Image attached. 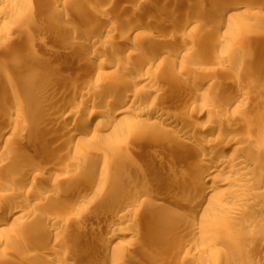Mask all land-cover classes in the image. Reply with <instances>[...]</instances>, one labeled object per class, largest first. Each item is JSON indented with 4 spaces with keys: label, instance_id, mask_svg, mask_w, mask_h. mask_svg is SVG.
I'll use <instances>...</instances> for the list:
<instances>
[{
    "label": "bare ground",
    "instance_id": "obj_1",
    "mask_svg": "<svg viewBox=\"0 0 264 264\" xmlns=\"http://www.w3.org/2000/svg\"><path fill=\"white\" fill-rule=\"evenodd\" d=\"M83 1L84 0H63V2H54L52 0L51 3L49 2L51 5L54 4L53 6L57 9L53 13L54 21H51L53 23L52 32L55 33V30H59L64 33V36L61 35L64 37V41L62 39L60 41L63 42L62 45H64L62 56L67 62H69L67 67H65V70H62L60 65L51 67L52 60L51 58L46 57L45 54L36 59L34 63H39V66H35V68L30 67L28 60H24L21 64L17 63L16 65H19L18 67H14L12 65L13 63L9 64L0 60V146L3 147V150L0 151V165L12 163L14 160L17 162L19 161V164L21 163L20 170H17L18 172L13 176L8 175L9 173L7 174L6 167L0 173V192H7L8 194L5 196L2 195L3 198L0 199V214L5 215L3 219L0 218V228H2L4 222H7L10 223L14 229V233L9 236V238H2L0 240V260L4 259V264H53L52 262H54L57 257H61V264H142L136 254L139 248L137 246L138 241L136 242L134 241L135 239H133L126 244L116 242L118 231L136 225L135 228L142 229L141 232H143V230H149L150 232L148 238H145L144 241L142 240L144 242L143 245H145L147 249L151 248V250L157 247V249H160V254L164 253L162 257L156 260L157 262L171 264L172 262L177 261V264H195L198 259H203V253L206 254L210 247H217L221 242L227 241V234L233 228L231 225H234V221L240 219V216H242L241 213L243 208L241 204L244 199L250 197L259 199L261 202L258 207H262L263 209L264 111L263 114L260 113L262 110L257 114L256 126L248 123V116L245 120V125H240L239 122L241 121L238 120L240 119L238 114L242 111L243 106L246 105V92L248 89L244 90L242 86H238L239 84L236 85L233 89V94H236V98H232L230 94V96L227 94H219V90H214V79L207 76L204 70L196 71L193 76H190L189 68H180L176 65V62L167 66V69L169 70L166 76L167 83L176 82V88L179 87L181 89L187 87L188 90L201 91L199 95L194 94L195 97H190L187 91V95H181L180 98L182 102L187 98V105H185L191 113H199L197 116L199 119L202 118V116L206 117L207 125H193L191 118L185 113L172 115L168 109H158L157 107L165 100H162L161 93L152 95V90L148 89L155 85L152 77H148L149 75H142L136 80H128L127 86L130 88L128 91H119L116 83L111 81V83H108V86H106V88L108 87L107 95H100L99 85L101 86V82H93L95 78L92 79L94 77L92 75L95 74L94 72L103 69H120V67L122 69V65L120 66V64H122L120 60L123 54H127L125 55L127 62L122 61L125 66H131V61H134L135 58L138 57L139 63L148 68H153L156 64L160 65V62H158L159 59L157 57H146L145 59L140 58L139 55L146 51H151V53L159 51V53H162L165 48L173 47L171 52L176 56V59L185 60L190 57L192 58L195 55L192 56V53H189L188 50L196 48L194 40L205 42L206 45L214 48L221 45L223 41L228 40L229 34L231 35L232 32H234L235 35L237 34L238 37L242 36L249 28L247 22H245L243 18L251 15L256 17V14H251L249 13V10L246 9L248 0H245L246 2L244 0H237L234 3L231 2L232 5L229 4L228 7L226 6L228 0H195L194 10H190V12L187 13L186 9L183 11L186 13L187 19H185L184 22L181 23L182 25H180L185 26L186 29L193 21L205 17L206 15L203 16V8L206 9L205 7H208V10L212 12L211 14L208 13L209 15L207 14V17L210 16L213 18L214 16V19L208 24V27L202 32H199V34L194 31L191 37L190 34H186L187 32L183 34L184 31L180 34L182 32L180 28V33H178V29L174 31H178L177 33L180 34L179 36H177L178 34L176 33L177 35L174 34L176 36L174 38L172 35L173 32L171 31L172 29L170 30V36H164L162 35V26L160 27L161 21L157 19L156 22L159 21L158 26L156 25L157 23H151L150 27L154 24L156 25L154 29L149 28L147 33H141V35L137 36L139 39L141 37L140 42L132 41L131 39L133 34L137 35L136 33L141 30L134 27L135 29L132 30V33L129 32L126 36L121 31L118 34V38L113 39L111 46H108L110 45L109 43L107 44L103 42V40L101 41L98 37V39L95 40L96 38H93L95 36L92 37L94 34H90L91 32L93 33V31L96 32V30H89V28H93L87 24V19L84 18L85 13L81 12L83 10L82 7L80 9L81 14L76 12L81 18L79 21H77L78 19H72L68 13L64 12V10L66 11V9L70 8L74 3L81 2L82 5ZM113 1L111 3L115 2ZM169 1L172 2L171 4L178 3L180 6H182L181 2H184V0H164V4H166V2L170 3ZM104 2L105 1L102 0V4ZM27 3L28 0H0V8H4L6 13L5 11L3 13L8 15L20 10L22 5ZM95 3L96 5H99L97 4L98 2ZM107 4H109V2ZM49 6L50 5H48V7ZM112 6L108 7L111 10L110 12H112ZM117 6L116 9L118 8ZM129 6L125 5V9L128 7L129 10H131ZM60 7L64 8V10L60 9ZM95 7L98 8V6ZM140 7H142L141 10L149 11L147 10L149 9V4L147 2L140 4ZM140 7L138 9H140ZM92 8L89 7V11L92 10ZM108 8L106 7L103 11ZM121 8H123V6ZM121 8L120 10H122ZM134 8L135 7H133L134 13L139 12ZM198 8H201L203 11L201 10V12ZM94 9L93 12H96V9ZM77 10L79 11V7ZM99 11L101 12V9ZM107 11L109 12V10ZM32 12L33 11L31 10L25 9V13L18 16V24L15 26L13 24V26H11L9 31L18 34V37L10 40L9 45L13 43L15 44V42L22 39L24 34H26L27 28L31 27L29 28L30 30L32 29V26L37 25L34 20L27 21V19H30L29 17H33ZM128 12L130 13V11ZM89 13L92 12L90 11ZM129 13L126 15L128 16V19H130L129 16L131 17V14H133ZM104 14H106V16L104 15L102 18H99V21H104L107 24L106 31L108 33H115L118 29L115 28L117 25H114L112 21L106 19L107 17L109 18V13L106 12ZM139 14L137 13V15ZM175 14H173V17ZM98 16L99 14H97L95 18ZM170 17L171 14L169 18ZM95 18L93 19L94 21L96 20ZM112 18H114V16H112ZM175 18L176 17L172 20H175ZM90 20L91 19H89V21ZM109 21L112 23L110 26H108ZM164 22L162 24H164ZM96 23L99 24V22ZM105 23H102V25H105ZM169 23L171 24V22ZM98 24H95V27ZM41 26H43V24ZM50 26L52 27V25ZM99 27L101 26L99 25ZM44 28L48 29L47 27ZM97 28L98 27H96V29ZM100 29H102V27ZM37 31H39V28ZM97 31H99V28ZM101 31L103 30H100V32ZM96 33L98 34V32ZM217 33L219 34L218 36H216ZM57 39L59 41V38ZM191 39H193V41H191ZM148 44L150 46L152 44L154 47H150ZM56 45L57 44H55V46ZM179 45L181 47H179ZM32 47H34V45H32ZM74 49H78L79 51L76 53ZM90 49L94 51L101 49L102 52L94 53L92 51V53L90 52ZM119 49L120 51L118 53ZM71 50L78 54L75 58L73 57L74 59L70 57ZM116 50L120 57L117 59L118 63L110 64L111 57H113V54H116ZM33 52V49H29L25 55L35 57ZM35 53L37 54L36 50ZM83 54L87 57V60L82 66L78 64V61L80 60V55L82 56ZM46 55H49V51ZM18 57L19 56H17V60ZM23 58H25V56H23ZM63 58L61 60H64ZM223 58L224 57L221 56L220 60ZM55 60L53 62H55ZM138 60L136 61L138 62ZM243 61H238L237 66L235 63L236 68L244 69L247 66V63ZM60 62L58 64H60ZM223 63L225 64L228 62L223 59ZM64 65L62 67H64ZM46 66L50 67L49 70L47 69L48 71H45L46 68L44 67ZM130 66L127 68L123 67L120 71L127 75L133 71ZM56 69L64 71V76L60 72L64 79H60L59 74H57L59 77H50L49 73L51 71L54 72ZM118 74H116L115 77L121 79ZM29 77L31 78L30 80H25ZM23 79V82H17L18 80ZM114 79L117 82V79ZM139 83L141 86L143 85V91L135 90L134 87ZM104 84H107L106 81ZM19 87L22 88L24 96L20 97L19 95L18 98L19 92L17 88ZM84 88H87L88 91L86 90L87 92H83L82 89L84 90ZM7 89L10 90V92ZM180 89L179 91H177L178 89L176 90L179 94H181L180 91L182 92L183 90ZM5 90L8 91V94H4L6 92ZM100 90H102V88ZM248 93V95H250V91H248ZM113 94H117L116 99H114L116 100L115 102L110 99ZM76 99L77 103L74 102ZM108 99H110L111 102H114V104L107 102L109 101ZM104 100H107V103ZM235 103L234 111L238 116L235 113L231 114L229 111L228 114H231V116L227 117V112H223L225 107L223 109L222 107L225 104L231 105ZM151 108H156V112L146 110ZM226 109L224 111H226ZM145 111H147V117L149 118L141 122V129L148 131V133L154 137L148 142V147L154 146L155 142L159 140L174 144L177 149L176 151L179 152L178 158L181 163L183 161L181 158L182 151H187L186 153L189 154V151H192L197 147L196 145H201L203 147V151L198 153L195 159L186 162L187 167H192L190 168L192 170L189 174H183L184 176L181 177L179 184L164 179L153 181L152 178H155V176L146 172H140L139 177L137 178V183H139L138 179L143 181L151 180L155 183V186L152 187V185L151 188H147L148 190H146V192H140L133 187L131 189H128V187L126 188V185L128 186L131 181V175L127 174L128 171L124 166H118L113 164V162L111 163L108 160H103L102 162H98V167L100 169L99 176H95L85 171L87 165H92L95 162V159L83 163L74 159L69 163L67 161L68 164H64L65 166L62 167V170L66 171V173L72 170H78L80 173L78 178H73L74 180L69 183L63 182L65 184L60 183V181L58 184L57 181L58 185L55 184L54 186L52 185L55 182L52 184L51 180L52 185L50 184L48 187L52 186V188L47 187V189H50L48 191L49 195L43 196L42 199L32 206L33 208L28 209L24 207L23 204L25 200L32 194L36 195L35 190L39 180L40 182L47 181L53 175V172H49V174L46 173L47 176L43 175L46 166L43 165L44 163L41 164L42 169L39 168V170H37L38 167L33 165L30 159V161H28L27 157L29 156L26 157L28 152L33 150L38 153L42 152L43 155V152L46 151L48 154L50 153L49 156H51V150L48 149V147L51 148L52 146L50 144L51 141L55 143L57 141V143L60 142V144L61 142L65 143V141H68V145L72 141H79L81 137L90 134L88 128L95 124L99 117L104 116L110 117V121L106 126L99 129L101 133L99 136L97 134L93 135V139L100 141V139L111 137L114 146H124L127 144L126 141L129 137L135 135L139 131L137 128H133L127 123L128 118L126 115L131 113L137 116L143 114ZM85 116L88 117L86 124L84 125L85 127L81 129L79 128L78 133H76L77 131H73V133L68 137L66 136L64 140L61 139L62 137L57 139V135L60 133H57V131L64 128V125L68 124L70 120L75 122L79 117L81 118ZM57 117H62L63 120L59 121ZM19 121L22 122H20L21 124L19 123L18 129L23 134L24 139L23 137H21L22 139H17L13 135L10 136L11 131L16 129ZM253 123L255 124V121ZM232 126L240 127L242 130L247 129L246 136H244L245 134L241 135L243 131L239 134L236 133V131L232 134L226 133V131ZM252 126L259 127L257 128L258 134H254V136L256 135L255 137L252 136L253 134L251 135L250 130H252ZM217 129L226 130L222 139L210 138ZM16 131L14 130V132ZM255 133H257V131ZM12 147H15L16 149L18 148L19 150H11ZM67 154L68 153L63 152L59 157L66 159L68 157ZM38 155L39 154H37V156ZM47 157L48 155L44 160H47ZM41 161L42 160L39 162ZM45 163L48 162L45 161ZM3 167L1 169H3ZM165 167L171 172L172 165L170 162L165 163ZM40 170L43 171L42 173L39 172V175L36 171ZM116 172L124 177L123 182H120V185H118L119 182H117L112 175ZM174 173H176V171ZM174 177H176L175 174ZM221 177L224 178L223 181H219ZM87 182H89L91 187L96 190H108V193L104 197L102 208L97 214L92 213L91 206L87 202V204H84L83 206V209L86 212V217L78 218V213H73L71 206L75 205L73 201L80 204L84 203L85 197L80 191V186ZM46 183L48 184V182ZM215 184L218 186L231 185L233 188L229 190L231 191L230 194L223 196L220 190L215 187ZM114 185H116V190L111 191L110 188H113ZM169 191H174L173 193L170 192L171 196L167 195L169 194ZM161 201L168 202L174 209L172 216L167 215L166 209L168 208H166V204ZM231 205L233 206L232 210L228 209L229 212L226 211V208H229ZM255 208H257V206ZM19 213L27 215V221L29 222L28 225L20 221V216H16ZM147 216H149L150 220L147 219V221H144V217ZM199 219H202L201 223H198ZM1 232H3L2 229H0V233ZM194 237L202 238L201 246H197L193 243ZM174 249H178L176 253L174 252L175 254L172 252ZM94 254L103 256L94 257ZM110 254L112 255V259L107 261V257ZM9 256L13 257L11 258ZM16 257L19 259L18 261L14 260ZM210 261L212 260L210 259ZM213 261L214 264H216L214 258Z\"/></svg>",
    "mask_w": 264,
    "mask_h": 264
},
{
    "label": "rangeland",
    "instance_id": "obj_2",
    "mask_svg": "<svg viewBox=\"0 0 264 264\" xmlns=\"http://www.w3.org/2000/svg\"><path fill=\"white\" fill-rule=\"evenodd\" d=\"M51 1L50 0H30V2H29V0H28V3L23 4L22 7L20 8V10H17L16 12H13L12 14L10 13L8 15H5L6 10L4 8H2V9L0 8V12H1L0 13V55H1L0 60L1 61H3V62L5 61L9 64L13 63L12 65L14 67L15 66L18 67L19 65H16L17 63L21 64L22 62H24V60H28L30 67L35 68V66L36 67L39 66V63H37L38 65L34 63L36 61V59L39 56H44L43 54H45L46 57L51 58V60H52L51 67H55L57 65L58 66L60 65L61 69L65 70V67H67V64H69V62H67L62 56L64 45H62L63 42H61L60 40L62 39L64 41V39H63L64 33L59 31V30H55V33L52 32L53 23L51 21H54L53 13L57 9H56V7L53 6L54 4H52V5L50 4ZM53 1L54 2H58V1L63 2V0H53ZM99 1L100 0H98V1L97 0L96 1L95 0H93V1L84 0L82 5H81V2L80 3L77 2L79 6L77 5V3L76 4L74 3L72 5L73 6L76 5V6L73 7L71 5V7L67 8L66 11L62 7H60V9L64 10L65 13H68V15H70V17L72 19L73 18L76 20L78 19L77 21H79V20H81V18L76 12L81 14L80 9L82 7V9L84 11L82 10L81 12L85 13L84 14L85 17L84 16L83 17L85 19H87L86 20L87 24L93 28V29L89 28V30L93 31L95 29L96 32H98V34H97L96 32L93 31V33L91 32L90 34H94V35H92V37L95 36V37H93V38H96L95 40H97L99 38V39H101V41L103 40V42H105L107 44L109 43L110 45H108V46H111V42L113 39L118 38V36H119L118 34L121 31L126 36L129 32L132 33V30L135 28H138L141 30L136 33L137 35L133 34L131 39H132V41L134 40V41L140 42L141 37L139 39V38H137V36L141 35V33L142 34L147 33L149 28L154 29L156 27V25L158 26L159 21H161L160 27L162 26L161 29L163 30L162 35L170 36V34H171L170 30L172 29L171 31L173 32L172 35L174 36V38L176 37L175 35H177L178 33L181 32V30H182V32L180 34H182L184 31L183 34H185L187 32L186 34H188V35L190 34V37H191L193 31L196 32L197 34H199V32H202L206 27H208V24L210 22H212V20L214 19V16H213V18L210 16L207 17V14L208 13L211 14V12H212V11L208 10L209 9L208 7H205L206 9L203 8L204 11L201 8H198L200 11L201 10L203 11V13H204L203 16L204 15H206V16L205 17L202 16L203 18L196 20V21H193L190 24L191 27L188 26L185 29V26H181L182 25L181 23L184 22L185 19H187L186 13L190 12V10H194L195 0H184V2H181L182 6H180V4H178V3L177 4L176 3L171 4L172 2H170V1H169L170 3L166 2V4H164L165 3L164 0H162V1L160 0V2H159V0H143V1H141V0L140 1L139 0H127V2H126V0H124L126 3L123 0H121V1L114 0L115 2L112 0L114 3H111L112 2L111 0H108V1L103 0V1H105L104 2L105 4L104 3L102 4V0L100 2ZM235 1H237V0H228V2H227L228 4H226V6L228 7L229 4L232 5L231 2L234 3ZM256 1L257 0H253V1L248 0V2H247L248 5H246V9L249 10V13L256 14V17H253L254 15L253 16L251 15L249 17L245 16L243 18V20L245 22H247L249 28L242 36L238 37L237 34L235 35V33L232 32L231 35L229 34L228 40L223 41L221 43V45H218L214 48L209 47L208 45H206L205 42H202V41L198 42V40L196 39L197 41L194 40L196 48H194L192 50H190V49L188 50L189 53H192V56L193 55L196 56V57L193 56L194 58L190 57L189 59L187 58L185 60L176 59V56H174L173 53L171 52L173 47L165 48L162 53H159V51L158 52L156 51L155 53H151V51H146L144 53H141L139 55V57L144 58V59L146 57L147 58H156L157 57L159 59L158 62H160V65L156 64V66H154L153 68H151V67L148 68V67L141 65V63H139V60H138L139 58L136 57L134 61H131V66L129 65L133 69V71L126 75V74L122 73V71H120L123 69V67L124 68L129 67V66H125L123 63V62H127L125 59L126 58L125 55H127V54H123L121 56L123 59L121 58V60H120L122 63V64H120V66L122 65V69H121V67H120V69L119 68H112V69L108 68V69H103V70L98 71V72H94L95 74L92 75V76H94L92 79L95 78L93 80V82H95V81L101 82V86L99 85L100 95H104V94L108 93L107 92L108 87L106 88V86H108V83H111V81L116 83V85L118 86V87L117 86L116 87L119 88L118 89L119 91H124V90L128 91V89H130L127 86L128 80L129 81L136 80V79L140 78L142 75H147V76L149 75L148 77H152L155 85L153 84L154 88L151 87L152 89L151 88H148V89L152 90V92H153L152 95H155L157 93H161L162 100H165L162 102V104L160 106L157 107L158 109L159 108L168 109L172 115L185 113L189 116V118H191L193 125L194 124L207 125V118L202 116V118L199 119L197 117L199 113L198 114L191 113V111L186 106L187 105L186 104L187 98H186V100H183V102L181 101V98H180L181 95H184V94L187 95V91H188V93H189L188 95H190V97H193V96L195 97L194 94L199 95L201 93V91L191 90V89L188 90L187 87H184L181 89L179 87L176 88L175 87L176 82H174L175 84L173 82L167 83L168 81L166 80V76H167L168 71H169L167 69V66L173 62H176V65L179 66L180 68H186V67L189 68L190 76H193L196 73V71L204 70V72L207 74V76L214 79V81H215L214 82V84H215L214 90L215 91L219 90L220 91V92L218 91L219 94H224V95L227 94L228 96L231 95L232 98L233 97L236 98L235 97L236 94L235 95L233 94V89H234V87H236V85L239 84L238 86H242V88L244 90L248 89L246 92V97H247L246 105L244 104L246 107L243 106L244 109L242 108V111L238 114L239 116L234 111V106L236 105V103L231 104V105L225 104L222 107V109L225 107L223 109V112H227L226 113L228 115L227 117H229V116H231V114L235 113L240 118V119H238L241 121V122H239L240 125H245L244 123H245V120L248 116L249 117L248 123L252 124L253 126H256L257 125V123H256L257 122V114H259V112L261 110H262V112H260V113L263 114V111H264V109H263L264 108V94H263L264 93V56H263L264 55V0H258L257 2ZM95 2H98L97 4H99V5H96ZM108 2H109V4H107ZM116 2L117 3L119 2L120 5H119V3L117 4ZM143 2H147L149 4V9H147L149 11L141 10L142 7H140V4H142ZM153 3L154 4L156 3V4L154 5ZM106 4H107V6H106ZM168 4H171V5H168ZM48 5H50V6L48 7ZM117 5H119V6H117ZM121 5L123 6V8H121L122 7ZM125 5H127V6L130 5L129 7L131 10H129L128 7H126V9H125ZM87 6H88V8H87ZM92 6H93V8H92ZM95 6H98V8ZM110 6L113 7L112 12H110L111 10H110V8H108ZM116 6L118 7L117 9H116ZM138 6L140 7V9H138L139 8ZM76 7H77V9L79 7V11L76 9ZM89 7L92 8V10H90L92 13H89L90 12ZM94 7L96 10L94 9ZM106 7L108 8L107 10H109V12L107 10L103 11V9H106ZM133 7H135L134 9L135 10L137 9V11H139V12H135L136 13L135 14L133 12L134 11ZM120 8L122 10H120ZM25 9L33 11L32 12L33 17H29L30 19H27V21H33L34 20L37 24L36 25L37 28H36V26H32V29H30V30H29V28H31V27L27 28L26 34H24L22 39L15 42V44L13 43V44L9 45L10 40H13V39L18 37V34L14 33V32L12 33L9 30L11 29V26H13V24H14V26L18 24V21H19L18 16L20 14L25 13ZM93 9L96 12H93ZM100 9H101V12L99 11ZM185 9L187 10L186 13L183 12V11H185ZM4 11H5V13H3ZM115 11H116V13H115ZM121 11H122V13H121ZM128 11H130V13H133V14H131L132 18L129 16L130 19H128L127 18L128 16H126L127 13H129ZM141 11H142V13H141ZM103 12L109 13L110 16H109V18L107 17L106 19H109L110 21H112L114 23V25H117L115 28H118V29L115 33H113V32L108 33L106 31L107 30V24L104 21L103 22L99 21L100 20L99 18H102L104 15L106 16V14H104ZM102 13H103V15H102ZM111 13H113V14H111ZM137 13L138 14L140 13V14L137 15ZM97 14H99V16L97 18H95L97 16ZM170 14H171V17L169 18ZM173 14H175L174 17H176L175 20H172V19H174ZM87 16L89 17V19H91L90 21H89ZM112 16H114V18H112ZM158 16H160V17H158ZM161 17H162V19H161ZM252 17H253V19H252ZM94 18L97 21L96 20L94 21L93 20ZM113 19L116 21H114ZM157 19L159 20L158 22H156ZM170 19H171V21H170ZM101 20H103V19H101ZM110 21L108 22V26H110L112 24ZM49 22H51V23H49ZM96 22H99V24ZM116 22H117V24H116ZM163 22H164V24H162ZM167 22L168 23L171 22V24L169 23L170 24L169 25ZM41 23L43 24V26H41L42 25ZM102 23H105V25H102ZM151 23H155V24L157 23V24L156 25L154 24L152 27H150ZM95 24H98L96 27L99 28V31H97L98 28L96 29ZM50 25H52V27ZM91 25H94V26H91ZM99 25L102 27V29H100L101 27H99ZM44 27H47L48 29H46ZM104 27H105V29H104ZM38 28H39V31H37ZM180 28H181V30H180ZM177 29L179 30V32L178 31H177L178 33L174 32ZM100 30H103V31L100 32ZM223 31H225V30H223ZM99 32H100V34H99ZM222 32H220V33H222ZM101 33H102V35H101ZM180 34H178L177 36H179ZM26 35H27V37H26ZM51 35L53 38L51 37ZM61 35H63V36H61ZM218 35L219 34L217 33L216 36H218ZM57 38H59V41ZM135 39H137V40H135ZM7 40H9V41H7ZM191 41H193V39H191ZM55 44H57V45L55 46ZM32 45H34V47H32ZM48 45H50V46H48ZM61 45H62V47H61ZM7 46H8V48H7ZM149 46H147V47H149ZM42 47H43V49H42ZM150 47H154V45L151 44ZM179 47H181V46L179 45ZM179 47H177V48H179ZM29 49L34 50L33 53H34L35 57L34 56L29 57V56L25 55V53L27 51H29ZM35 50H36L37 54L35 53ZM94 50H95V48H94ZM94 50L90 49V52H92V51L94 53L102 52L101 49H98V50L96 49L97 51H94ZM48 51H49L50 57H49V55H46V53L48 54ZM77 51H79V50L76 49L75 52L77 53ZM119 51H120V49L118 50V53H119ZM54 52H56V53H54ZM75 52L73 50L70 51V54H71L70 57L72 59H74L75 56L78 55ZM169 52H170V54H169ZM115 53H116L115 55L114 54L112 55L113 57L110 56L111 57V60H110L111 63L109 62L110 64L118 63L117 59H119L120 57L117 54V50L115 51ZM17 56H19L18 60H17ZM23 56H25V58H23ZM221 56L224 57L223 59L226 60L228 63L224 64L223 59L220 60ZM62 58L64 60H61ZM14 60H15V62H14ZM54 60H55V62H53ZM80 60H79L80 62L78 61V64L83 66L87 60V57L84 54L82 56L80 55ZM136 60H138V62ZM243 60L247 63V66L244 69H240L237 67L240 70L239 71L236 68L237 62L243 61ZM62 61H64V62H62ZM220 61H222V62H220ZM59 62H60V64H58ZM62 63H63V65L65 64L64 67H62L63 66ZM235 63H236V66H235ZM31 64L32 65L35 64V65L32 66ZM44 68H46L45 71H48L50 67L46 66ZM61 69H56L54 72L51 71L52 73L51 72H50L51 74L49 73L50 77H54V76L56 77V76H58L57 74H59L60 77L59 76L58 77L60 79H62V78L64 79V77H63L64 71H62ZM58 70H59V72H58ZM60 72L62 73L63 76L61 75ZM118 73H120V74H118ZM116 74H118L121 77V79L118 78L119 79L118 80L117 77H115ZM102 76H103V78H102ZM163 76H164V78H163ZM114 78L117 79L118 83L116 82V80ZM27 79L30 80L31 78L29 77V78H26L25 80H27ZM107 79H109V80H107ZM113 80H115V81H113ZM19 81L23 82L24 79L18 80L17 82H19ZM105 81L107 84H104ZM124 81L125 82L127 81V82L125 83ZM101 88H102V90H100ZM134 88L136 91L137 90L143 91V89H144L143 85L141 86L140 83ZM179 89L180 90L183 89L182 92L180 91L181 94H179L177 92V91H179ZM17 90L19 92L18 98H19V95H20V97L21 96L23 97L24 93H23L22 88L19 87V88H17ZM86 90L88 91L87 88H84V90L82 89L83 92H85ZM8 91L10 92V90H8ZM8 91H6L4 94H8L7 93ZM248 91H250V95H248L249 94ZM102 92H104V93H102ZM261 92H262L263 96H262ZM257 93L259 96L257 95ZM116 96H117V94H113V96L111 95V97L110 96L109 97L113 101L114 99H116ZM248 96H249V98H248ZM78 99H79V96H78ZM110 99H108L109 101H107V100H104V101L105 102L106 101L111 102ZM247 100H249V101H247ZM259 100H261V101H259ZM115 101L116 100H114V102ZM179 101H180V103H179ZM74 102L77 103V99ZM114 102H111V103L114 104ZM257 105L258 106L261 105V106L258 107ZM257 108H259V109H257ZM225 109H226V111H224ZM146 110L147 111L151 110V112H156V108H153V109L151 108V109H146ZM147 111H145V112H143V114L137 115V116H135L131 113H129V115H126V117L128 118L127 123L130 124L131 127L137 128V130H139V131L135 135L130 136L129 139L126 141L127 144H125L124 146H114L112 144V138L111 137L100 139V141H96L93 139V135L97 134L99 136V134H101L99 129L101 127L106 126V124L110 121V117L104 116V117H99V119L95 122V124L91 125L88 128L90 134L81 137V139L79 141H74V142L72 141L69 143V145L67 143L68 141H65V143L61 142V144H60V142L57 143V141H56V143L51 141L52 143L50 142V144L52 146H51V148L48 147V149L51 150V153H52L51 156H49L50 153L48 154L46 151L43 152V155H42V152L38 153L37 151L35 152L33 150L28 152L26 157L29 156V157H27L28 161L31 160L32 161L31 163H33V165L38 167V169L36 168L37 170H39V168L42 169L41 164L44 163L43 165L44 166L46 165V166H45V171L43 172V175L47 176L46 173L49 174V172L50 173L53 172L52 173L53 175L47 181L40 182V180H39V182L36 185V190H35L36 195L32 194L33 196L31 195L29 198H27L23 204L24 207L28 208V209L33 208L32 206H34L40 199H42L43 196L49 195L48 191L50 189H47V187L51 184V180H52V184L55 182L53 185L51 184L52 186H54L55 184L58 185L59 181H60V183H63V182L69 183V182H72V180L78 178L79 174H80L78 172V170H72V171L67 172V173H66V171L62 170V167H64L66 164H68L69 162H71L74 159L81 161L82 163L89 161V160L92 161L93 159H95L94 160L95 162L92 165L91 164L87 165V167L85 169V171H87V172H89L95 176H99V170L100 169L98 167V164H99L98 162H102L103 160H108L111 163L113 162V164H115V165H118V166L122 165L127 169V171H128L127 174L131 175V177H130L131 181L129 182L128 186L126 185V188L128 187V189H131L133 187V188L138 189L140 192H146V190H148L147 188H151L152 185H153L152 187L155 186L154 185L155 183L152 182L151 180L150 181H143L141 179H138L139 183H137V178L139 177L140 172H144V173L146 172L148 174L155 176V178H152L153 181H156L158 179H164V180H171V181L179 184L181 177L184 176L186 173L187 174L191 173V170H192V169H190L192 167H189V168L187 167L186 162L189 160L192 161L193 159H195L196 155L198 153H200L201 151H203V147L201 145H196L197 147L194 150L189 151V154L186 153L187 151H182L183 152L181 154V158L183 159L182 163L178 158L179 152L176 151L177 149L175 148L174 144H170L166 141H160L159 140V141L155 142L154 146L148 147L149 146L148 142H150L154 137L152 135H150L148 133V131L141 129V122H143V120L149 118V117H147L148 116ZM229 111L231 112V114H228ZM256 112H258V113H256ZM240 114H242V115H240ZM87 118L88 117H86V116L81 117V118L79 117L75 122L70 120L68 122V124L64 125V128L57 131V133L60 132L57 135V139L58 138L60 139V137H62L61 139L64 140L66 138V136L68 137L71 133H73V131L74 132L77 131L76 133H78L79 128L81 129V128L85 127L84 125L86 124ZM242 119H243V121H242ZM251 119H252V121H251ZM58 120L62 121L63 118L60 117V118H58ZM22 121L18 122L16 129H13V131H11L10 136L13 135L17 139L23 137V134L18 129L19 123ZM56 121H57V119H56ZM254 121H255V124L253 123ZM97 122H99V123H97ZM232 128L234 129V131ZM257 128H259V127H253V128H251L252 130H250L251 135L253 134L252 135L253 137H255L258 134ZM14 130L15 131L17 130V131L14 132ZM228 130H229V132H228ZM228 130L226 131L223 129H217L210 136V138L222 139L225 131H226V133H231V134L235 133V131L238 134L243 131L241 133V135L245 134L244 136H246V134H247L246 133L247 129L242 130V128L240 129V127H237V126H234V127L232 126ZM244 131H245V133H244ZM256 131H257V133H255ZM12 133H14V134H12ZM18 134H20V135H18ZM254 134H256V135L254 136ZM23 139H24V137H23ZM222 141H224V140H222ZM53 143H55V144H53ZM1 147L2 146H0V148ZM12 149H16V148L12 147L11 150ZM2 150H3V147L0 149V151H2ZM16 150H19V149L17 148ZM116 150H118V151H116ZM63 152L68 153L67 154L68 157L66 159H62L59 157ZM37 154H39L38 156L40 158L37 156ZM44 154H45V157H44ZM40 155H42V156H40ZM47 155H48L47 160H49L51 158L49 161L44 160V158H46ZM42 157H44V158H42ZM40 160H42L43 162L42 161L39 162ZM45 161L48 163H45ZM67 161H68V163H67ZM167 162L168 163L170 162V164L172 165V168H171L172 173L168 169H166V167H165V163H167ZM20 164H19V161L17 162L14 160V162H12V163H9L6 165L5 164L0 165V173L6 167L7 168L6 169L7 174L9 173L8 175L13 176L18 172L17 170H20V168H21ZM208 164H210V163H208ZM2 167H3V169H1ZM54 170H56V171H54ZM42 171L43 170L36 171V173L38 172L37 174H39V172L42 173ZM175 171H176V173H174ZM55 174H57V175H55ZM174 174L176 177H174ZM112 175L115 177V180L117 182H119L118 185L121 184L120 182H123L124 177L120 176L119 173L116 172V173H113ZM118 179L119 180L121 179V180L119 181ZM223 180H224L223 177H221L219 179V181H223ZM57 181H58V184H57ZM46 182H48V184ZM65 183H63V184H65ZM38 184L39 185L41 184L40 187ZM63 184H62V186H63ZM147 184H148V186H147ZM149 185H150V187H149ZM52 186H50L48 188H52ZM82 186H83V188H82ZM82 186H80V188H81L80 191H81L82 195L85 197L84 203L80 204L77 202L78 203L77 204L76 202L73 201V203H75V205H73L71 202V204L73 205V206H71L73 209V213L74 212L78 213L77 214L78 218L86 217V212L84 211L83 206H84V204H87V202L91 206L92 213L97 214L99 212V210L102 208V203H103L104 197L108 193L107 192L108 190H104L106 192H104L103 190L102 191L96 190L95 188L91 187L89 182L83 183ZM215 187L218 190H220V192L223 194V196H227V194H230L231 191H229V190H231L233 188L231 185L230 186L229 185H225V186L216 185ZM113 188H110V190L111 191L116 190V185H114ZM25 191H27V190H25ZM170 192L173 193L174 191H169L168 192L169 194H167V195L171 196ZM2 195L5 196L8 194H7V192H0V199L3 198ZM161 202L166 204V208H168V209H166L167 215L172 216L174 209L171 207V205L166 201H161ZM260 202L261 201L259 199L251 198V197L248 199H244V201H242V204H241L242 208H243V211L241 213L242 216H240V219L234 221V225L233 224L231 225V227H233V228L227 234V241L221 242L217 247H214V246L210 247L207 250L206 254L203 253V259H201V260L196 259L197 263H195V264H214L213 258H214V260H216V264H264V210H263L264 205H262L263 209H262V207H258V206H260ZM256 206H257V208H259V209L261 208V209L259 210V209L255 208ZM232 207L233 206L231 205L229 208H226V211L229 212L228 209L232 210ZM253 212H254V214H253ZM48 215H51V214H48ZM16 216L17 217L20 216L21 222L25 223L26 225L29 224V222L27 221V215L26 214L22 215V213H19ZM4 217H5V215L0 214V218L3 219ZM144 219H145L144 221H147V219L150 220L149 216L144 217ZM201 222H202V219H199L198 223H201ZM135 227H136V225H132V227L123 228L120 231H118V236H116V242L117 243L121 242V243L126 244L128 242H131L133 239H135L134 241L139 242V243L137 242V244H138L137 246L139 248H138L136 254L139 258V261L142 262V264H162V263L157 262L156 260L158 258L162 257L164 253L160 254L161 253L160 249L159 248L157 249V247L151 250V248L147 249V247H145V245H143V243H144L143 241L145 240V238L147 239L149 236V233H150L149 230H145V231L143 230V232H141L142 229L140 230V229H137ZM0 229L3 230V232L0 233V240L2 238H9V236H11L14 233V229L12 228V225L10 223H7V222H4V224L2 225V228H0ZM136 236H137V239H136ZM193 241H194L193 243H195L197 246L202 245V238H200V237H194ZM142 245H143V247H142ZM177 250L178 249H174L173 251L172 250L171 251L173 252V254H175L177 252ZM102 256L103 255L94 254V257H102ZM9 257L12 258L13 256H9ZM109 259L110 260L112 259L111 254L107 257V261H109ZM210 259L212 261H210ZM14 260L18 261L19 259L16 257V258H14ZM61 261H62L61 257L60 258L57 257L54 260V262H52V263L53 264H61ZM0 264H4V259L0 260ZM171 264H177V261H174Z\"/></svg>",
    "mask_w": 264,
    "mask_h": 264
}]
</instances>
